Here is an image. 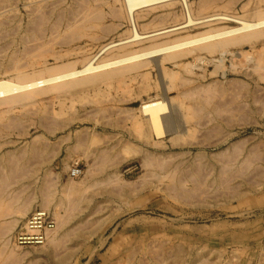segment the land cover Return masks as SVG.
Instances as JSON below:
<instances>
[{"label": "rangeland", "instance_id": "1", "mask_svg": "<svg viewBox=\"0 0 264 264\" xmlns=\"http://www.w3.org/2000/svg\"><path fill=\"white\" fill-rule=\"evenodd\" d=\"M4 1L5 0H1V2H0V13H2V11L4 10L3 12H6L4 14L5 15L4 17L5 18L7 17L6 19H8V20L10 19V22H9V25L7 27H4L3 29L0 26V28H1L0 33L1 32L3 33V31L6 30L4 33L6 35H7V33H9L8 34L9 37L6 36L4 33L3 34L1 33V35H0V47H3L2 49L0 48V50H1L0 56H3L4 53H5L4 55H6V56L11 55L12 53H14V54L20 53L19 55H15L16 61H18L17 64H25L26 62H28L29 57L31 55L34 58H38L37 59L38 60L37 65L38 66L41 65V62H42V64H44V62H45V65L48 64L47 66L50 67V66H53V64L56 65V64H59L60 62L64 63L67 61L70 62V61H73L75 59L76 60L78 59L76 61L77 62L76 65H75L77 67L79 65L80 59L83 56V54H85V56L86 55L88 56L89 54L93 53L94 50L99 45L103 44L104 42H108L112 39L119 38L120 34H121L120 37H122V35L123 36L126 35L128 32H125V31L130 29V23L127 22L126 18L122 19L120 17H116L117 15L115 14V11L119 9L120 3H118V2L112 3V0H110V1L109 0H99V1L98 0H52L53 2L56 1L55 2L56 7L53 8V6L52 7L50 6L49 8L44 9V10H47L45 12H46L47 18H49V19H48V22H45V25H42L43 27L37 25L38 22L35 24L29 23L28 17H27L30 14L29 13V7L26 8V6L24 7V5H23L24 2L26 1L25 3H27L28 0H6L5 2ZM32 1H35V0H32ZM189 1L192 4L191 6L193 7V10L198 11L200 14L227 13V14H236V15L244 16L247 11H249V10H251L257 6L264 8V0L263 1L261 0L262 2L259 1V2H261L260 4H259V2H257L258 0H216V1L215 0H189ZM204 1L205 2L207 1V3H209V5L207 3H205ZM59 3H60V5H59ZM173 3L170 4V6L166 5V6H162L159 8L156 6L157 8H154V9L152 8L150 10L147 9L146 12L149 11L148 15H147V13L146 14H139V16H140L139 19L137 21H135L137 27L138 28L140 27L139 29H142L141 28L143 26L142 24H144L146 26L143 28L147 29L148 27H151V26L153 27L154 25H157V26L172 25L174 23L173 20L175 22H176V20L178 22L180 20L183 21V19H182L183 18L182 17L183 16V12H182L183 10L181 8V5L178 3V1L177 2L175 1V4H173ZM202 3L204 4L203 7H201ZM247 3H249V4H247ZM57 4H58V7H57ZM81 7H82V10H81ZM160 8H161V10H160ZM201 8H203V9L201 10ZM51 9L55 10L57 12L50 14L52 11ZM151 10H152V12H151ZM30 11H31V9H30ZM70 11H72V12H70ZM26 12H27V14H26ZM140 12L144 13L145 10H142ZM38 13H41V12H38ZM48 13H49V15H48ZM152 14H154L155 15L154 17H156V18L154 21H151L149 24V22H146L145 20L147 19V16H150ZM57 16H58V18H57ZM82 16H85L84 19L82 18ZM165 16H166V18H165ZM60 17H61V19H59ZM244 17L247 19H251L250 17H247L246 15ZM140 18H143V19H140ZM0 19H1V17H0ZM69 19H71V20H69ZM11 20H13V22ZM161 20H163V21H161ZM73 22H74V26H73ZM57 24H58L59 28L54 27V26L58 27ZM95 24H97V25H95ZM148 24H149V26H148ZM30 25L31 26L34 25V26L30 27ZM65 25H67V26H65ZM71 25L73 27H76V28L75 29L72 28ZM217 25L219 27H222V26L223 27H225V26L233 27V26H235V24L232 22H230V23L229 22H226V23L223 22V23H218V24L215 23L214 25H212L210 27H215V26L218 27ZM26 26L29 27V29L25 28ZM38 26H39V28H38ZM109 26H111V27H109ZM40 27L44 28V29H41ZM86 27H87V29H86ZM115 27H116V29H115ZM33 28L36 30H34ZM51 28L53 30H51ZM66 28H67V30H66ZM69 28H70V30H69ZM71 28H72V30H71ZM25 29L27 30L26 32H25ZM38 29H41L42 32H41V30L37 31ZM64 29H65V31H64ZM73 29L75 30L74 33H73V31H74ZM76 29H78L77 30L78 32H76ZM109 29H111V30H109ZM204 29H205L204 26H202V27L192 26V27L184 28V29L177 31V32H174V33H170L167 36H163L162 37L163 39L161 37H159V38H157V40H154L153 42L142 41V43L140 42L138 44L136 42H134L135 45H132V43H130V47L128 46L129 44L127 46L129 47V49L134 48L136 50H139L141 48L144 49V47L149 48L151 44L155 45L154 43H156V42L161 43V42L167 41V40L168 41L171 40L169 42H172L173 40L175 41L176 39L178 40L180 38H183V36L189 37V35L191 36V35L195 34L196 32H200ZM36 31H37V33L39 32L41 34H39V33L37 34ZM61 31L67 32V33L63 34V32H61ZM30 32H32V33H30ZM68 32H69V34H68ZM13 33L16 34V36ZM25 33H27V35H25L24 38H22L23 37L22 35H24ZM35 33H36V35H35ZM31 34H33V36ZM76 34H77V36H76ZM3 35H5V38H1V37H3ZM82 35H84V36H82ZM66 36H67V38H70L72 36L71 37L72 40H71V38L67 39ZM11 37H15V38L21 37L24 41H22L20 43L19 41H17V39H12ZM62 37H64L65 39ZM52 38L54 40H58L60 42L58 43V41L56 42ZM25 39H27V40H25ZM66 39H67V42H64V41H66ZM9 40H11V42ZM8 41L10 43H8ZM53 42H55V43H53ZM45 43H46V47H45ZM2 44H4V45H2ZM42 44H44V47ZM7 45H9V46H7ZM35 45H37V46H35ZM41 45H42V47H41ZM6 46H7V48H6ZM40 47H41V49H40ZM29 49L32 50L30 53H29ZM253 49H252L253 52L251 51L252 52L251 54H253V55H257V52L259 50H263V52H264V40H262L261 43L260 42L257 43ZM34 50H36L37 53ZM43 50H45V51H43ZM46 50H48V51L46 52ZM81 50H83V51H81ZM242 50L243 51H249V48L244 46L242 48ZM2 51H5V52H2ZM255 51H256V53H254ZM1 52L3 54H1ZM24 52L25 53L27 52L28 54L27 53L24 54ZM39 52H41V54L43 53L42 56ZM86 52H87V54H86ZM263 52L260 51V53L264 55ZM110 54L114 55V52L109 53V54L105 53L104 55H102L103 58H101L102 57L101 56L99 58V60H103L104 57L107 58L108 56L109 57L112 56ZM52 56L54 57V59ZM58 56H59V58H58ZM33 57L31 58V60H33ZM55 57H57V59ZM26 58H28V59H26ZM158 58H160V57L157 56L156 58L153 57L151 59H158ZM205 58H206L207 62H206V60H204V64L202 62H200L199 64L197 63V65L195 67L190 66L191 61H192L190 57H184V58L178 59V61L180 63L179 64L177 63V64L180 66H174L171 64H164V68L166 70L165 71L166 73L170 72V71L171 72L174 71L173 73L176 72V74H178V76L180 75L179 77H176L177 79L180 77H183L185 80H187V83H185V85H183V86L182 85L180 86L179 85L180 82H178V81H177L178 83H176L178 85L177 87H174L175 85L173 86L171 84V86H173L174 88L170 87L169 90H167V94L165 93L166 94L165 103L168 104L169 98L171 96H172L171 98L177 97L178 94L181 93V91L183 89H188L189 87H193V86L200 84V83H208V82L215 80V79L217 82H222V80L220 78V76L222 75L221 71H224L226 74H228L227 77L229 79L230 78L235 79L237 77L235 70L236 71L239 70L238 67L240 68L241 64L243 63L242 58L232 59L233 61L232 60L230 61L228 58H225L223 63L221 64V66H217V65H215V63H213L209 59V58H211V56H209V57L205 56ZM151 59H149V60H151ZM229 62H231V63H229ZM236 63H237V65H236ZM231 65H234L236 69L233 70L232 69L233 66H231ZM184 66H188L189 68L186 69ZM27 67H28V65L26 67L24 66L23 68L26 69ZM29 69L30 68L28 67L26 70H29ZM142 75H146V77L148 76L147 78L149 79L148 83H149L150 89L148 88L149 90L147 89L145 92H144V90H142L143 86H142L141 80H140L141 77H139ZM175 76H177V75H175ZM160 78L161 77H160L157 69L148 67L147 69H144L143 71L141 70L139 72L138 76L136 75L135 77L132 78V80L131 79L125 80L124 84L123 85L121 84L118 87L116 86L118 84L115 83V84H111L109 86H102L100 88L101 90H98L99 92L98 91L96 92L94 90H89V93H88V91L83 92L84 95L82 92L78 93L77 95L80 96L78 98L82 97V100H80V99L78 100V98L75 100L74 98H76V97L73 98V97H70L69 95L64 96V98L61 96L56 98V97H53L52 95H50V96H46L45 98H43L42 101L41 100L37 101L38 103L37 102L33 103V106L31 104V105H28V106L23 107V108H18L17 110H14L15 112L12 114L13 116L11 118V119H13V120H11L13 122H11L12 124L10 123L8 125V128H6V130H4L5 126H3V128H2L3 123L1 124V122H0V124H1L0 131L3 130V131H1L3 134L0 133V135H2V137H0V157L2 156V154H4V152H8V151H11L13 149L17 150V153H16L17 155L15 154L12 157L13 159L11 158V161L14 164L9 163L10 166L9 165H3V169L0 168V180L3 179L0 182V184L3 183L2 186H4V187H1V185H0V188H1L0 192L1 193L2 192H5V193L11 192L9 197L13 198V196L15 195L16 197H19L18 198L19 200L22 199V197H24V196L25 197L28 196L30 200L33 199V202H32L33 207L31 206L32 209L29 208V210L27 211V215L29 214L28 212H31L33 209L40 208L35 203L41 202V196H43V197L49 196L50 206H49V209H47V210H51L53 212L54 205L55 206L57 205V207H55V209H56V212L58 211L59 216H61V218L64 221L67 220V218H68V220H71V221L67 222L68 224H66L65 227L61 226L59 228L58 225H55V227L58 228L59 231L56 228L54 229V231L51 234L54 236L52 238L50 236V238L46 242V244L42 245L45 249L42 246H29V247H24V248H19V247L17 248V247H14L11 245V248L8 247V251H10V249H11V252H9V253L11 255L13 254L12 255L13 257L9 259V262H11V263L8 262L9 264H18V263L19 264H50L51 260L48 259V257L45 255L43 249L44 250L48 249L51 245V241L53 240V238H55L57 236L59 237V235L61 236V234L63 233V229L65 230L66 227H68V229H69V231H68L69 234H71L74 230H75V233L73 232L71 234L72 235L71 238H70V236L69 237L62 236V237H65L67 239L62 240V237L59 239V241L56 244L57 247H55L57 252L55 250H54L55 252H52V254L54 256V257L52 256V258L56 259V257L59 254H61L56 259V260H59L64 255V253H61V252H65V251H63V249L64 250L67 249L66 252H70V251H72L71 248L74 247L75 249L73 248L72 252L76 253L75 254V257H76L75 260L77 261V259H78L77 257L80 256V261L76 264H84L87 260L86 254L89 251L88 248L91 245L93 247H95L94 245L97 246L96 238L95 237L88 238L89 241H87L85 244H83L79 247L80 243L77 244L78 242L75 241V237L80 232L87 235V232L89 231L91 226H93L92 224L95 221L94 219H96V217H98L100 215V213L102 214V212L98 211L99 215L97 214V216H93V217L89 216V218H88L87 217V212H88L87 209H84L82 207V205L79 206L80 204L73 206V204L75 203L73 201L77 200L79 198V195H81L80 196L81 199L84 198L85 200L93 201L96 204L99 202L98 205L100 207L103 206L102 203L103 204L108 203L109 205H107V207H106V208H108L107 210L102 208V209H104L103 210L104 214L102 215L104 217L105 216L107 217L109 214H112L114 212H115L114 214H118V213L121 214L120 216H122V213H124V211H125V214H128L130 212L129 216L126 215V216H123L121 218L119 216L118 219H116L113 223H111V225H109L105 231V234H104L105 236L109 235L110 231L111 230L113 231L115 229L114 227H116L115 232L119 231L120 230L119 223L123 220L134 219L136 217H138V218L139 217H142V218L146 217V218L151 219L152 221H159L158 222V223H160L159 225L157 223L155 225H153V227H154L153 231L154 232H157V228H158L159 231L166 230L165 231V234H166L167 229H169L171 227V229H170L171 234H173L174 237L178 238L179 241H181V240L182 241H190L192 251H190L189 255L192 256L195 254V252H199V254H201L203 256V259H204V260L202 259L203 260L202 264H208L211 260H213L214 259L213 257L215 256L214 253L216 254V252H218L219 254L221 253V255L223 254L221 256V258L219 259L220 260L219 264H222V263L224 264L225 262H226V264H234V262L232 263V261H236V260L237 261L235 262V264H251V263L252 264H257V263L258 264H264V260L262 258L263 251H261V250L253 249L251 247H246V246H242V245H239V246H235V245L221 246L218 244H213V243L206 242L204 240H199V239L195 238L199 234H196V233L194 234V232L191 231V229L193 227H196V226L208 227L212 224H218V223H225L230 230L235 229V228L242 229V230H250L251 229L250 226H252L251 222H253L255 220L259 221L258 222L259 226H257V228L262 229L264 227V215L262 217H260L261 219L258 218V216H257L258 209H256V211H254V213L248 214L246 216V213L243 212V211H246V208H244L242 206H237L236 202L223 203V202H219L218 199H213L212 197L210 198V196H214V195L216 196L220 190L219 189H215L216 191L210 190V186H208L206 183H204V186L202 185V183H200L199 187H197L198 193L195 192V194L193 195L194 197L192 196L189 199H186V200L185 199H179V201H177V200H172L170 198L169 199L164 198V196H160L159 191H156L154 189L155 185H154V183L152 184L153 178H149V173L151 175V172H153V174L155 171L158 172V170H157L158 167L156 164L157 160L158 161L161 160L164 162L169 161L170 163L175 164L177 162H180L183 159V165L186 168L187 167L189 168V165L191 164V161L193 160V158H195V159L198 158V155L199 156H202V155L206 156L207 155L208 157L210 155H216L215 153L218 152V150L214 146L217 143L224 140L225 138H228L229 135H233V137L229 141V145H228L229 147L234 144L235 146L233 145L231 148H234L238 152L240 151L239 154H242V155L245 154L249 149L252 150L251 148L253 147L254 152L257 153L254 156L260 155V156H258V157H260V159L253 156L255 158L254 161H256L255 163L257 164V166L259 165L260 167H264V162H263L264 159H262V158H264V146H263L264 145V107H263V105L259 106L262 102L261 103H255V105L251 102L249 104V99L247 98L248 90L250 87L251 91L252 90L254 91L256 89V91L258 92V90H259L258 95H257L256 91L254 92V95L256 94L258 97H260V99L262 98L261 101H264V88H263L264 84L262 82H260V83L258 82L256 85H254L253 82L248 81L247 89L241 90L240 88H238L239 94L237 93V91H235L236 93L234 92L235 94L239 95V99L242 100L243 105H240V104H242L240 102H235V104L231 103L230 105L227 106L228 108L229 107L231 108V109H229L230 113L226 114L227 112H225V113H222V115L224 117L222 115L219 116V118H220L219 121H222L221 126H223V128L218 127L219 130L218 129L217 130L219 132L216 129H215L216 131L214 130L212 125H215V124L211 123L210 119L205 118V117L204 118H202V117L198 118L199 116H194V115H197L198 113L191 114V113H193L192 109H191V112L188 111V113L187 112L186 113L188 115L191 114L193 117L186 116V118L183 119V121L185 122V126L187 125L186 133L184 131L182 132V131H179L178 129H176L177 132L179 131L178 134L176 131L172 134H165L166 132L165 133L163 132V134L160 135V138H158V137L156 138L154 135L152 136V134H151L150 135L151 138L149 139V143H143L142 139H139L138 136L134 133V131L132 129L131 118L132 117L134 118V116H132V115H134L133 109L137 107V104L139 103V101L141 99H146L147 96L154 97L156 95L157 96L159 95V97H160V88H161L162 83H163V80ZM240 78H242V77H240ZM133 80H134V82H133ZM166 80H167V78L165 79V81ZM178 80H180V79H178ZM242 80H243V82L247 83V81L245 79L242 78ZM168 83H169V81L167 80V84ZM139 84H141V85H139ZM186 84H187V86H186ZM228 84H230V83H228ZM232 84H234V83H232ZM238 84L239 83L237 82V85ZM123 92H125V93H123ZM86 95L88 96V98ZM256 95H255V99L257 98ZM129 97H131V98H129ZM68 98L70 100H68ZM55 99H58V100H55ZM61 99H63V100H61ZM64 99H65V102H64ZM178 99H180V98L177 97L175 99V101L178 102ZM60 101H62V102H60ZM68 101L70 103H68ZM72 101H73V104H72ZM74 101H76V102H74ZM58 105H60V107ZM61 106H63V107H61ZM239 106H243L242 109H241V107L239 109ZM27 107H29L30 109ZM31 107L33 110L31 109ZM44 107H45V110H43ZM66 107H68V109ZM34 108L37 109V110L35 109L37 112L34 110ZM58 108L59 109L63 108V109L59 110ZM232 108H234L233 111H232ZM25 109L26 110L28 109V111H30L28 113L29 115L27 113H25V112H27V111H25ZM101 109L103 110V112ZM104 109L107 111H105ZM108 109H110V110H108ZM123 109H124V111H123ZM50 110L54 111L56 114L54 112L52 113V111H50ZM57 110L59 112V115L57 113ZM128 110L129 111L132 110L133 112L132 111L129 112ZM117 111L119 113V114L117 113L118 115L116 114ZM121 111L125 112V114L123 112L121 113ZM31 112H32V114H31ZM106 112H107V114H106ZM131 113H132V115H131ZM42 114H43V116H42ZM60 114H61V116H60ZM55 115L57 117H55ZM16 116L18 117V119ZM124 116H125V118H123ZM130 116H131V118H129ZM227 117H228V119L230 118V120H232V121L229 120L230 122H227L228 121ZM66 119H68V120L71 119V122L66 120ZM189 119H190V121H189ZM103 120H104V122H103ZM205 120H207L208 123ZM225 120H227V121H225ZM183 121L180 120V118H179V121L177 120V125L180 122L182 123ZM196 121L197 122L199 121L200 123H197ZM59 122H60V124H59ZM195 123L197 124V127H196ZM201 124H203V125H201ZM209 125H211V126L209 127ZM227 125H229V126H227ZM198 126H200V127H198ZM45 128H47V129H45ZM191 128L194 132V135H193ZM211 129H213V132L212 131L210 133L206 132V130L210 131ZM220 129H221V131H220ZM47 130H49V131H47ZM171 138H173V139H171ZM193 138L195 141L193 140ZM169 139H171V141H169ZM175 139H177L176 142H178V143L173 144L172 141H175ZM98 140H100V141H98ZM150 141L151 142L156 141L157 143H159L158 146H160V147L162 146L163 148H160L158 146H150L149 145L151 143ZM226 142L227 141H225V143ZM125 144L126 145L129 144V146H131V145L135 146L134 150L132 149V151H129L131 154L128 153L127 149H126V151H124L125 148H128V146H125ZM236 144H237V147H236ZM240 144L243 145V147H241ZM33 146H34V149H33ZM228 146H226V147H228ZM23 147H25V148H23ZM27 147L28 148L30 147L29 148L30 153L28 154V156H25L26 151H23V150H26ZM155 147H157V148H155ZM239 147L241 149H239ZM260 147H262V148H260ZM68 148H70V149H68ZM110 148H111V150H110ZM31 149H33V150H31ZM256 149H259V150H256ZM99 150L101 151V153H99L100 152ZM38 151H40V152H38ZM105 151H106V153H105ZM102 152H104L105 154ZM136 152H137V154H135ZM144 152H147L150 154L148 157L150 160L149 161L150 165H148L146 168L141 167V164H140L139 160L137 159L138 154H140V156H141ZM258 152H259V154H258ZM127 153L129 154V156L133 155V154L134 155H133V157H129ZM33 154H34V156H33ZM159 155H161V156H159ZM167 155H168V157L171 156V158L167 159L168 158ZM163 156H165L166 159ZM150 157H152V158H150ZM14 158H16V160ZM31 158H32V160H31ZM155 159H156V161H155ZM74 160H77L81 163L82 175L79 178L72 180L67 176V171H68L69 164ZM95 160H97V161H95ZM95 163H99V164H95ZM153 164H154L155 168L152 169ZM21 165H23L25 168H21L22 167ZM11 166H12V169H10ZM88 166H89V168H88ZM149 166H152V167H149ZM259 166H258V168H259ZM23 169H25V170H23ZM31 172H32V174H31ZM7 174L10 177L7 176ZM12 174H13V177H12ZM24 174L26 176H28V178ZM1 175L3 178H1ZM19 175L20 176L22 175V176L20 177ZM152 175H151V177H152ZM16 177H18V179H16ZM6 179H7V181H6ZM113 179H115V180H113ZM150 179H151V181H150ZM12 180L15 182V184H13L14 182L12 183ZM34 180H36V181H34ZM10 181H11V183H10ZM47 182L49 184H47ZM148 182H149V184H148ZM100 183H102V184H100ZM103 183H105V184H103ZM51 184H53V185H51ZM115 184L117 187L115 186ZM43 185L44 186L46 185L45 186L46 190H45ZM104 185H105V187H104ZM149 185L150 186L152 185L151 188L145 189V187H148ZM5 186H6V188H5ZM66 186H71L70 188L78 187V188H76L77 189L76 192L75 191L73 192L78 196L74 197L75 195H73V194H72V197H71V194L68 196L67 193H65L66 192L65 189L67 188ZM141 187L143 189H141ZM186 187H187V189H190L189 184H185V188ZM2 188H3V190H2ZM131 188H133L132 191H130ZM41 189L44 190L45 194H44V192L41 191ZM77 191H78V193H77ZM80 191H82V192H80ZM127 191L128 192L130 191L131 193H128ZM106 192H110V193L113 192V194L110 197V196L106 195V194H109ZM199 192H200V194H199ZM116 193H118V197L120 194L122 195V193L126 194V197H123V195H122L121 197L116 198L117 195L114 196ZM127 194H129L130 196H127ZM15 196H14V198H16ZM194 198H196V199L193 200ZM57 199H59V200H57ZM198 199H200V200H198ZM209 200H210V202H209ZM11 201H13V199H11ZM197 201H198V203H197ZM56 202H57V204H56ZM61 202H62V204H61ZM100 202H101V205H100ZM200 203H202V204H200ZM67 204H69V206H72V207L70 208ZM65 205H67L66 208L68 207V209L65 208ZM132 206H137V208L132 210L131 209ZM57 208H58V210H57ZM81 208H82V211H81ZM41 209H43V208H41ZM12 210H11V212H12ZM44 210H46V209H44ZM68 213H69V216L66 215ZM71 213H73V215ZM11 214L13 216L15 215L13 213H11ZM11 214L9 216H11ZM84 215H85V217H84ZM9 216H6V217H9ZM25 217L21 218L20 216H18V217L16 216V218H14L15 219L14 223L16 226L13 228V231H11V235H13L12 232L14 233V230L18 226V223ZM71 217H73V218H71ZM80 219H83V220L81 221ZM16 220H17V222H15ZM89 221H91V222H89ZM75 222L76 223L78 222V223L76 224ZM162 222L164 223V226H162ZM82 223H84V224H82ZM56 224H57V222H56ZM79 225H80V227H79ZM87 226H89V227H87ZM71 227H73V228H71ZM74 227H75V229H74ZM245 227L247 229H244ZM176 229H179L180 233ZM189 230H190V232H192L190 239H188L189 237H187V234L185 235V233H188ZM54 232L57 234H55ZM10 237H12V236H10ZM67 240H68V242H67ZM192 240H193V242H192ZM196 240H197V242H196ZM108 242L109 243L111 242V238L108 240ZM75 243L77 245H74ZM107 245H108V243H107ZM82 246H84V247H82ZM106 246L101 250L102 253L105 250ZM203 246H204V248H203ZM62 247H64V248H62ZM68 248H69V250L70 249L71 250L68 251ZM206 248H210V250H207ZM13 251H14V253H13ZM206 252H207V254H205ZM233 252L234 253L236 252V253L234 254ZM81 253L84 255L82 256ZM230 254L232 256H230ZM75 257H73L67 263L68 264H70V263L75 264V260H74ZM252 258H253V260H252ZM13 259H15V260H13ZM228 259H230V260H228ZM94 264H99V261L97 260Z\"/></svg>", "mask_w": 264, "mask_h": 264}, {"label": "bare ground", "instance_id": "2", "mask_svg": "<svg viewBox=\"0 0 264 264\" xmlns=\"http://www.w3.org/2000/svg\"><path fill=\"white\" fill-rule=\"evenodd\" d=\"M175 1L176 2L178 1V3L181 5V8L183 10L182 11L183 12V16H182L183 21L180 20L181 22L180 21L178 22L176 20V22H175L173 20L174 23L172 25H169V26L154 25L153 27L151 26V27H148L147 29L143 28L146 26L144 24H142L143 25L141 27L142 29H139L140 27L139 28L137 27L135 21H137L139 19V17H140L139 14H146L147 13V15H148L149 11L146 12L147 9L150 10L152 8L153 9L157 8V7L159 8V7L166 6V5L170 6V4H172L173 2H174L173 4H175ZM259 1H261V0H258L257 2H259ZM0 2H1V0H0ZM25 2L23 4L24 7L25 6H26V8L29 7V13L30 14L28 13L29 15L27 16L29 23L35 24L38 22L37 25H39V26L45 25V22H48V19H49V18H47L46 12H45L47 10H44V9H47L50 6L51 7L53 6V8L56 7V3H55L56 1L53 2L52 0H35V1L28 0L27 3H25ZM115 2L120 3V7H121V8L119 7V9L115 11V14L117 15L116 17H120L122 19L126 18L127 22L130 23V29L125 31L128 33L124 36L122 35V37H120L121 36V34H120V36L118 35L119 38L112 39L108 42H104L103 44L99 45L94 50L93 53H91V54L88 53L89 54L88 56L87 55L85 56V54H83V56L81 55L82 57L80 59L79 65L77 67L75 65H76V63H77L76 61L78 59L77 60L75 59V60L70 61V62L69 61L64 62V63L60 62L61 64L60 63L56 64V65L53 64V66H50V67L47 66L48 65L47 63H46L47 65H45V62H44V64H42V62H41V65L38 66L37 65L38 64V60H37L38 58H34L30 54H29L30 57H29L28 62H26L25 64H17L18 61H16L15 55H19L20 53L19 54L12 53L11 55L6 56V55H4L5 53L4 54L2 53L5 51L1 52V54H3V56H0V122H1V124L2 123L4 124V125L2 124V128H3V126H5L4 130H6V128H8V125L11 122H13V121H11V120H13V119H11L13 116L12 114L15 112L14 110H17L18 108H23V107H26V106L31 105V104L33 106V103L40 101V100L42 101L43 98H45L46 96H50V95H52L53 97H56V98L60 97V96L64 98V96L69 95L70 97H73V98L76 97V98H74L76 100L78 97H80L79 95H77L80 92L83 93V92L88 91V93H89V90H94L97 92L98 90H101L100 88L102 86H109V85L115 84V83L118 84V85H116L118 87L121 84L123 85L125 80H127V79L132 80L133 77H135L136 75L138 76V74L141 70L143 71L144 69H147L149 67V68L157 69L159 72V75L161 77L160 79L163 80L164 84L162 83V86L160 88V97H159V95L157 96L155 94L156 96L153 95L154 97L147 96L146 99H141L139 101V103L137 104V107L133 109L134 115H132V113H131V115L134 116V118L132 117L133 118L132 119L131 116L129 117V118H131L132 129H133L134 133L138 136L139 139H142L143 143H149V139L151 138V136H150L151 134H152V136L154 135L156 138L157 137L160 138V135L163 134V132L164 133L166 132L165 134H172L176 131V129H178L179 131H182V132L184 131L186 133L187 125L185 126V122L183 121V119H185L186 116L193 117L191 114H194V113L195 114L198 113L197 115H194V116H199L198 118H200V117L204 118L205 117V118L210 119L211 123H214L216 125V126L212 125L214 130L215 129L219 130L220 127L223 128V126H221L222 121H219V119H220L219 116L225 112H227L226 114L230 113L229 109H231V108L230 107L228 108L227 106L230 105L231 103L235 104V102H240V103H242L240 105H243L242 100L239 99L238 88H240L241 90L247 89L248 81L253 82L254 85H256L258 82L259 83L262 82L264 84V55L260 53V51L263 52V50H259L257 52V55L251 54L254 50L253 48L255 47V45L259 42L261 43L262 40H264V8L259 7V6L255 7V8L252 7L253 9L250 8L251 10L247 11L245 15L247 17H250L251 19H247L244 17L245 15L241 16V15L227 14V13L200 14L198 11L193 10V7L191 6L192 4L189 0H112V3H115ZM261 2H259V4ZM205 3H207V1ZM207 4L209 5V3H207ZM247 4H249V3H247ZM59 5H60V3H59ZM203 5L204 4L202 3L201 7H203ZM57 7H58V4H57ZM30 9H31V11H30ZM202 9L203 8H201V10ZM81 10H82V7H81ZM142 10H145V12L144 13L140 12ZM160 10H161V8H160ZM3 11H2V13H0V17H1L0 26L2 27V29L4 27H7L9 25V22H10V19L8 20V19H6L7 17L6 18L4 17L5 16L4 14L6 12H3ZM38 12H41V13H38ZM55 12H57V11L52 10L50 14H53ZM70 12H72V11H70ZM151 12H152V10H151ZM26 14H27V12H26ZM48 15H49V13H48ZM84 17L85 16H82L83 19H84ZM57 18H58V16H57ZM165 18H166V16H165ZM59 19H61V17ZM140 19H143V18H140ZM69 20H71V19H69ZM11 21L13 22V20H11ZM161 21H163V20H161ZM150 22L151 21H149V24H150ZM223 22H225V23L226 22H229V23L232 22L235 24V26H233V27H228V26L219 27L217 25L218 27H216V26L210 27V26L214 25L215 23L218 24V23H223ZM149 24H148V26H149ZM95 25H97V24H95ZM33 26L30 25V27H33ZM39 26H38V28H39ZM57 26H58V24H57ZM65 26H67V25H65ZM73 26H74V22H73ZM73 26L71 25V27L75 29L76 27H73ZM192 26H194V27L195 26L196 27L197 26H199V27L204 26L205 29L200 31V32H196L195 34H193L191 36L189 35V37H184L182 35L183 38H180L178 40L176 39L175 41L173 40L172 42H169L171 40H169V41L167 40V41H163L161 43L159 42L160 44L157 42H156L157 44L154 43L155 45L151 44L149 48L144 47V49L141 48L139 50H136L134 48L129 49L130 43H132V45H135L134 42H136L137 44L140 42L142 43V41L153 42L154 40H157V38H159V37L162 38L163 36H167L170 33H174V32L180 31L184 28H188V27H192ZM54 27L59 28V26L58 27L54 26ZM109 27H111V26H109ZM116 27H115V29H116ZM25 28L29 29V27H27V26ZM52 28H51V30L54 29V28L53 29ZM72 28H71V30H72ZM41 29H44V28H41ZM41 29H38L37 31H39ZM86 29H87V27H86ZM34 30H36V29H34ZM66 30H67V28H66ZM69 30H70V28H69ZM77 30L78 29H76V32H78ZM109 30H111V29H109ZM5 31H3V33ZM26 31L27 30L25 29V32ZM37 31H36V33H37ZM64 31H65V29H64ZM41 32H42V30H41ZM61 32H63V31H61ZM69 32H68V34H69ZM74 32H75V30L73 31V33ZM1 33H0V35H1ZM30 33H32V32H30ZM36 33H35V35H36ZM64 33H67V32H63V34ZM8 34L9 33H7V35L6 34L5 35L8 36ZM39 34H41V33H39ZM5 35H3V37H1V38H5ZM14 35L16 36V34H14ZM25 35H27V33L22 35L23 36L22 38H24ZM31 35L33 36V34H31ZM84 35H82V36H84ZM76 36H77V34H76ZM11 38L17 39V41H19L20 43L22 41H24L21 37L20 38L11 37ZM62 38H64V37H62ZM66 38H67V36H66ZM70 38H67V39H70ZM67 39L64 42H67ZM25 40H27V39H25ZM71 40H72V38H71ZM9 41L11 42V40H9ZM9 41H8V43H10ZM54 41L57 42L58 40H54ZM59 42L60 41H58V43ZM53 43H55V42H53ZM2 45H4V44H2ZM42 45L44 47V44H42ZM42 45H41V47H42ZM7 46H9V45H7ZM7 46H6V48H7ZM35 46H37V45H35ZM244 46L248 47L249 51H243L242 48ZM41 47H40V49H41ZM45 47H46V43H45ZM0 48L2 49L3 47H0ZM31 51L32 50L29 49V53ZM34 51H36V50H34ZM43 51H45V50H43ZM47 51L48 50H46V52ZM81 51H83V50H81ZM112 52H114V55L110 54L112 56H110V57L108 56L107 58L104 57L103 60H99V58L102 55H104L105 53L109 54ZM26 53L24 52V54H26ZM36 53H37V51H36ZM39 53L41 54V52H39ZM254 53H256V51ZM42 54H41V56H42ZM86 54H87V52H86ZM157 56H159L160 58L151 59L153 57L156 58ZM205 56H208V57L211 56V58H209V59L213 63H215V65H217V66H221V64L223 63L225 58H228L230 61L232 59L242 58L243 63L241 64L240 68L238 67L239 70H237V71L235 70L236 76H237L235 79H232V78L229 79L227 77L228 74H226L224 71H221L222 75L220 76V78H221L222 82H217L215 79V80H212L208 83H200V84H197L193 87H189L188 89H183L181 91V93H179L177 96L180 98V99H178V102L175 101V99L177 97L171 98L172 97L171 96L168 100V104L165 103L167 90H169L170 87L172 88L174 85H175L174 87H177L178 85L176 83H178V82H180V84H179L180 86L181 85L183 86V85H185V83H187V80H185L183 77L178 78V79H180V80H178L176 77H179L180 75L178 76V74H176V72L173 73L174 71L173 72L170 71V72L166 73L165 72L166 70L164 68V64H171L174 66H180V65H178L180 63L178 61V59H181L184 57H190L192 60L190 66L195 67L197 65V63L199 64L200 62H202L204 64V60H206ZM32 57H33V60H31ZM55 58L57 59V57H55ZM58 58H59V56H58ZM101 58H103V56ZM26 59H28V58H26ZM53 59H54V57H53ZM149 59H151V60H149ZM206 62H207V60H206ZM229 63H231V62H229ZM27 65L30 68L29 70H26L28 67L26 69L23 68L24 66L26 67ZM234 65H231V66H233L232 67L233 70L236 69L235 66L237 65V63L235 66ZM184 67L186 69L189 68L188 66H184ZM175 75H177V76H175ZM139 77H141L140 80H141V84L143 86L142 90H144V92H145L150 87L149 83H148L149 79L147 78L148 76L146 77V75H142ZM165 77L169 81L168 84H167V80L165 81V79H166ZM240 77L245 79L247 81V83L243 82L242 78H240ZM133 82H134V80H133ZM231 82L234 84H232ZM237 82L239 83L238 85H237ZM228 83H230V84H228ZM141 84H139V85H141ZM171 84L173 86H171ZM186 86H187V84H186ZM235 91H237L238 94H235L236 93ZM252 91L249 87L248 96H247V98L249 99V104L251 102L255 105V103H261L262 102L263 104L261 103L259 106L263 105V107H264V101H261L262 98L260 99V97L257 96L259 93V90H258V92L256 91V89L253 92ZM255 91L257 93V95L255 94L257 96V98H256L257 100L255 99V95H254ZM123 93H125V92H123ZM83 95H84V93H83ZM87 98H88V96H87ZM129 98H131V97H129ZM79 99L82 100V97L78 98V100ZM55 100H58V99H55ZM61 100H63V99H61ZM68 100H70V99L68 98ZM60 102H62V101H60ZM64 102H65V99H64ZM74 102H76V101H74ZM68 103H70V102L68 101ZM72 104H73V101H72ZM60 105H58V106L60 107ZM29 107H27V108H29ZM61 107H63V106H61ZM240 107L242 109L243 106H239V109H240ZM66 108L68 109V107H66ZM31 109H32V107H31ZM35 109L36 108H34V110ZM62 109L63 108H60L59 110H62ZM191 109H192L193 113H191L190 114L191 116H190L187 113H188V111L191 112ZM233 109L234 108H232V111H233ZM43 110H45V107ZM108 110H110V109H108ZM25 111H27V112H25ZM25 111L24 112L27 114L30 112V111H28V109L27 110L25 109ZM50 111H52V110H50ZM105 111H107V110H105ZM123 111H124V109H123ZM123 111H121V113ZM131 111H129V112H131ZM53 112L54 111H52V113ZM102 112H103V110H102ZM57 113L59 115L58 110H57ZM117 113H118V111L116 112V114ZM123 113L125 114V112H123ZM31 114H32V112H31ZM106 114H107V112H106ZM42 116H43V114H42ZM60 116H61V114H60ZM55 117H57V116L55 115ZM123 118H125V116ZM179 118L183 122L182 123L180 122L177 125V120L179 121ZM17 119H18V117H17ZM190 119H189V121H190ZM66 120H68V119H66ZM207 120H205V121L208 123ZM227 120H225V121H227V122L232 121V120H230V118L228 119V117H227ZM68 121L71 122V119ZM103 122H104V120H103ZM197 123H200V122L198 121ZM1 124H0V126H1ZM59 124H60V122H59ZM201 125H203V124H201ZM200 126H198V127H200ZM210 126L211 125H209V127ZM227 126H229V125H227ZM196 127H197V124H196ZM45 129H47V128H45ZM49 130H47V131H49ZM191 130H192V128H191ZM1 131H3V130H1ZM1 131H0V133L3 134ZM208 131L209 130H206L207 133H210L211 131L213 132V129H211L209 132ZM220 131H221V129H220ZM178 132H177V134H178ZM192 132H193V130H192ZM193 135H194V132H193ZM0 137H2V135H0ZM232 137H233V135H229L228 138H225L224 140H222L221 142L217 143L214 146L218 150V152L215 153L216 155H210L209 157L207 155L206 156H204V155L199 156L198 155V158H196V159L193 158V160L191 161V164L189 165V168L188 167L186 168L183 165V159L180 162H177L175 164H172L167 160H166L167 162L161 161L160 159H159L160 161L157 160V163L156 162L155 163L157 164L158 169L157 168L156 169L158 170V172L155 171L154 174H153V172H151V175L153 174L152 177L149 173V178H153L152 184L154 183V185H155L154 189L156 191H159L160 196H164V198H168V199L170 198L172 200L179 201V199H185L186 200V199L191 198L195 194V192H197V187H199V184L202 183V185L204 186V183H206L208 186H210V190H213V191H216L215 189L220 190L216 196L215 195L210 196V198L212 197L213 199H218L219 202H223V203L236 202L237 206H242V207L246 208V211H243L246 213V216L248 214L254 213V211H256V209H258L257 216H258V218L262 217L264 215V167H260L258 165L259 166V168H258L257 164L255 163L256 161H254L255 160L254 157L260 159V157H258L260 155L254 156L257 153L254 152L253 147L251 148L252 150L249 149L250 151L248 150L245 154H243V155L239 154L240 151L238 152L234 148H231L234 144L231 145L230 147L228 146L229 141ZM171 139H173V138H171ZM171 139H169V141H171ZM193 140H194V138H193ZM98 141H100V140H98ZM176 141H177V139H175V141H172V143L173 144L178 143ZM225 141H227V142L225 143ZM237 144H236V147H237ZM149 145L150 146H158L159 143H157L155 141V142H151ZM125 146H128V148L124 147L125 148L124 151H126V149H127L128 153H130L129 151H132V149L133 150L135 149V146H133V145L129 146V144H127V145L125 144ZM226 146H228V147H226ZM158 147H160V146H158ZM241 147H243V145H241ZM23 148H25V147H23ZM29 148L27 147L26 150H23V151H26L25 156H28V154L30 153ZM111 148H110V150H111ZM155 148H157V147H155ZM160 148H163V147L161 146ZM260 148H262V147H260ZM33 149H34V146H33ZM33 149H31V150H33ZM68 149H70V148H68ZM239 149H241V148L239 147ZM256 150H259V149H256ZM38 152H40V151H38ZM137 152L135 154H137ZM16 153H17V150H15V149L8 151V152H4V154H2V156L0 157V168L3 169V165H9L10 166L9 163H12L11 158ZM99 153H101V151ZM102 153H104V152H102ZM105 153H106V151H105ZM258 154H259V152H258ZM133 155L129 156V154H128L129 157H133ZM149 155L150 154L147 152H144L141 156H140V154H138L137 159L139 160L141 167L146 168L148 165H150V163H149L150 160L148 158ZM33 156H34V154H33ZM159 156H161V155H159ZM163 157L165 158V156H163ZM167 157H168V155H167ZM150 158H152V157H150ZM170 158H171V156H169L167 159H170ZM14 159L16 160V158H14ZM262 159H264V158H262ZM31 160H32V158H31ZM97 160H95V161H97ZM155 161H156V159H155ZM12 164H14V163H12ZM95 164H99V163H95ZM21 166H22L21 168H25L23 165H21ZM89 166H88V168H89ZM149 167H152V166H149ZM153 168H155L154 164H153L152 169ZM10 169H12V166ZM23 170H25V169H23ZM31 174H32V172H31ZM7 176H9V175L7 174ZM12 177H13V174H12ZM26 177L28 178V176H26ZM1 178H3L2 175H1ZM16 179H18V177H16ZM2 180H0V182ZM113 180H115V179H113ZM6 181H7V179H6ZM34 181H36V180H34ZM150 181H151V179H150ZM13 182L14 181L12 180V183ZM10 183H11V181H10ZM2 184H0L1 187H4V186H2ZM13 184H15V182ZM47 184H49V183L47 182ZM100 184H102V183H100ZM103 184H105V183H103ZM148 184H149V182H148ZM185 184H189L190 189H187V187L185 188ZM51 185H53V184H51ZM45 186H44V188H45ZM115 186H116V184H115ZM151 186L149 185L148 187H145V189H149V188H151ZM66 187H67L65 189L66 192L65 191L64 192L67 193L68 196L70 194H71V197H72V194L75 195L74 197L78 196L75 193H73L74 191L76 192V190H77L76 188H78V187H76V188H73V187L70 188L71 186H66ZM104 187H105V185H104ZM5 188H6V186H5ZM133 188H131V190L130 189L129 190L132 191ZM42 189H41V191L44 192V190H42ZM141 189H143V188L141 187ZM2 190H3V188H2ZM45 190H46V188H45ZM130 191L129 192L127 191V192L131 193ZM80 192H82V191H80ZM77 193H78V191H77ZM106 193H109L106 195L110 196V197L113 194V192L112 193L106 192ZM10 194H11V192H8V193H5V192L1 193L0 192V264L11 263V262H9V259L13 257L12 256L13 254L11 255L9 253V252H11V249H10V251H8V247L11 248V245L14 246L13 245L14 233L12 232L13 235H11V231H13V228L16 226L14 223V220H15L14 218H16V216L17 217L20 216L21 218L25 217L27 215V211L29 210V208L32 209V207H33V205H32L33 199L30 200L28 196H26V197L24 196V197H22V199L19 200L18 199L19 197H16L15 195L14 196L16 198H14L13 195H12L13 198L9 197ZM44 194H45V192H44ZM199 194H200V192H199ZM116 195H117L116 198H119L122 195H123V197H126V194H124V193H122V195L120 194L119 197H118V193H116L114 196H116ZM80 196L81 195H79V198L77 200L73 201V202H75L73 204V206H76L79 204H80L79 206L82 205V207L84 209L88 210V212H87L88 218H89V216L90 217L97 216L98 211L102 212V214L101 213H100V215L98 214L99 216L96 217V219H94L95 221L92 224L93 226H91V228L87 232V235H85L84 233H81V232L80 233L77 232L78 234L75 237V241L78 242V243L77 242L76 243L77 244L80 243L79 247L81 245L85 244L87 241H89L88 238H91V237L96 238L97 246L94 245L95 247H93L91 245L88 248L89 251L88 252L86 251L87 252V254H86L87 260L84 264H94L97 260L99 261V264H202V261L204 259H203V256L201 254H199V252H195V254L192 256L189 255L190 251H192L190 241H182V240L179 241L178 238L174 237V235L171 234V232H170L171 227L169 229H167L166 234H165L166 230L159 231L158 228H157V232H154L153 231V229H154L153 225H155L156 223L159 225L160 224V223H158L159 221H152L151 219L146 218V217H144V218L136 217L134 219H127L126 218L127 220H123L119 223V226H120L119 231L115 232L116 227H114L115 229L113 228L114 230L113 231L111 230L112 232L110 231V234L105 236L104 234H105V231L108 228V226L111 225V223H113L116 219H118L121 214H119V213L114 214L115 213L114 212L112 214H109L107 217L106 216L104 217V216H102L104 214L103 210L108 209V208H106L107 205H109L108 203H104V204L102 203L103 206L100 207L98 205L99 202L96 204L93 201L85 200L84 198L81 199ZM127 196H130V195L127 194ZM11 199H13V201H11ZM195 199L196 198H194L193 200H195ZM200 199H198V200H200ZM57 200H59V199H57ZM49 202H50L49 196H45V197L41 196V202L35 203V204H37L38 207H40V209L41 208L46 209V211H48L51 214V216L53 217V220L55 222V225H58L59 228L61 226L65 227V225L68 224L67 222H69L71 220H68V218H67V220L64 221L61 218V216H59L58 211L56 212V209H55V207H57V205L56 206L54 205V208L52 207L53 212L51 210H47V209H49V206H50ZM209 202H210V200H209ZM197 203H198V201H197ZM56 204H57V202H56ZM61 204H62V202H61ZM200 204H202V203H200ZM67 205L69 206V204H67ZM67 205H65V208ZM100 205H101V202H100ZM69 207L71 208L72 206H69ZM102 208H104V209H102ZM135 208H137V206H132L131 209L133 210ZM66 209H68V207ZM11 210H12V212H11ZM57 210H58V208H57ZM81 211H82V208H81ZM10 212L15 214L14 215L15 217ZM69 213L66 215L69 216ZM10 214H11V216H9ZM71 214L73 215V213H71ZM129 214H130V212L128 214H125V211H124V213H122V216H120V218L123 216H126V215L129 216ZM6 216H9V217H6ZM73 217H71V218H73ZM84 217H85V215H84ZM25 218H23L18 223V226L16 227L14 232L17 230V228L19 226L24 225V223H25L24 219ZM83 219H80V220L82 221ZM15 222H17V220ZM56 222H57V224H56ZM89 222H91V221H89ZM258 222H259L258 220L251 222L252 226H250L251 227L250 230H242V229H238V228L230 230L225 223H218V224H212L208 227L196 226V227H193L191 229V231H193L194 234L195 233L199 234L198 236L195 235L196 236L195 238H197L199 240H204L206 242H210L213 244H218L221 246H224V245H235V246L242 245V246H246V247H251L253 249L261 250V251H263L262 258L264 260V227L262 229L257 228V226H259ZM82 224H84V223H82ZM89 226H87V227H89ZM162 226H164L163 222H162ZM79 227H80V225H79ZM71 228H73V227H71ZM54 229L49 233L48 240H49L50 236H51V238L54 236V235H51L52 232L54 231ZM56 229H58V228H56ZM74 229H75V227H74ZM244 229H247V228L245 227ZM176 230L180 233L179 229H176ZM58 231H59V229H58ZM68 231H69L68 227H66L65 230L63 229V233L61 234V236L59 235V237L57 236V237L53 238V240L51 241V245L49 244L50 247L46 250H44L45 248L42 245H39V246H42L44 248L43 251H44L45 255L48 257V259L51 260L50 264H66L67 262H69V260H71L73 257H75L76 253L72 252L73 248H74L73 247V248H71L72 251H70L71 249L69 250V248H68V251H70V252H66L67 249L66 250L63 249V251H65V252H61V253H64V255L61 257V259L56 260L57 257L61 254H59L56 257V259L52 258V256H53L52 252L56 251L55 247H57L56 244L59 241V239L62 236H65V237L70 236V238H71V236H72L71 234L73 232L75 233V230L73 232L71 231L72 232L71 234H69ZM191 233L192 232H190V230L188 233H185V235L187 234V237H189L188 239L191 238ZM55 234H57V233H55ZM10 236H12V237H10ZM65 237H62V240L67 239ZM110 238H111V242L109 243L108 240ZM68 240H67V242H68ZM192 242H193V240H192ZM196 242H197V240H196ZM76 243L74 245H77ZM107 243H108V245H107ZM45 244H43V245H45ZM105 246H106V248L102 253L101 250ZM82 247H84V246H82ZM62 248H64V247H62ZM203 248H204V246H203ZM206 249L210 250V248H206ZM13 253H14V251H13ZM205 254H207V252ZM83 255L84 254H82V256ZM214 255H215L213 257L214 259L211 260L209 263L207 262L208 264H219V261H220L219 259L221 258V256L223 254L221 255V253L219 254L218 252H216V254L214 253ZM230 256H232V255L230 254ZM77 258H78L77 261L75 260L76 257L74 258L75 264L80 261V256H78ZM13 260H15V259H13ZM228 260H230V259H228ZM252 260H253V258H252ZM236 261H232V263L234 262V264H235ZM224 264H226V262Z\"/></svg>", "mask_w": 264, "mask_h": 264}, {"label": "built area", "instance_id": "3", "mask_svg": "<svg viewBox=\"0 0 264 264\" xmlns=\"http://www.w3.org/2000/svg\"><path fill=\"white\" fill-rule=\"evenodd\" d=\"M82 175V165L74 160L69 164L67 176L74 180ZM24 225L17 228L13 235V245L24 248L43 245L48 240L49 233L55 228L51 214L40 208H35L24 219Z\"/></svg>", "mask_w": 264, "mask_h": 264}, {"label": "crops", "instance_id": "4", "mask_svg": "<svg viewBox=\"0 0 264 264\" xmlns=\"http://www.w3.org/2000/svg\"><path fill=\"white\" fill-rule=\"evenodd\" d=\"M155 15L152 14L150 16H147V19L145 20L146 22H149V21H154L156 17H154Z\"/></svg>", "mask_w": 264, "mask_h": 264}]
</instances>
